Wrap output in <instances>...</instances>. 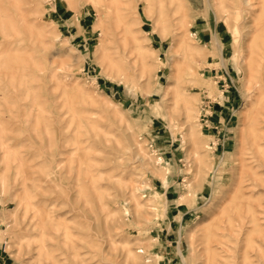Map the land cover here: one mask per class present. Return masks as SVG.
Wrapping results in <instances>:
<instances>
[{"label":"rangeland","instance_id":"rangeland-1","mask_svg":"<svg viewBox=\"0 0 264 264\" xmlns=\"http://www.w3.org/2000/svg\"><path fill=\"white\" fill-rule=\"evenodd\" d=\"M0 52V264H264V0H0Z\"/></svg>","mask_w":264,"mask_h":264},{"label":"bare ground","instance_id":"bare-ground-1","mask_svg":"<svg viewBox=\"0 0 264 264\" xmlns=\"http://www.w3.org/2000/svg\"><path fill=\"white\" fill-rule=\"evenodd\" d=\"M21 16V15H20ZM24 20V19H23ZM10 23V22H9ZM13 23V22H12ZM15 25V24H14ZM11 31V30H10ZM42 32H44V33H41V35H43V37H45V31H43L42 30ZM11 36V35H10ZM16 37V36H15ZM42 37V38H43ZM136 40H137V42L139 41V42H141L139 39H137V37H136ZM8 42V41H7ZM138 42V45L140 44ZM185 42V41H184ZM12 45V44H11ZM144 46L143 45H141V47H140V50H141V52H140V58H141V60H142V64H143V70H142V73H140V74H137L136 75V79L137 80H140L141 78H143L144 76H145V73L146 72H148V71H146V68L148 67V65H147V54H145V50H144V48H143ZM108 50V49H107ZM106 50V51H107ZM105 51V50H104ZM1 53V52H0ZM5 53H3L2 54V56L4 55ZM106 54V55H105ZM117 54H118V52H117ZM190 55H192V53H190ZM106 58H108L109 60H107L108 62H107V64H106V62H105V60H104V58L105 57ZM110 55H108V53H105L104 52V55L103 56H101V57H98V60H99V62L101 63V65L102 66H105L106 68H110V69H115L118 73L120 72V71H122L121 69H120V67L117 65V64H119V61L117 60L116 61V59H114V58H111V56L109 57ZM118 56H119V58L120 57H122L126 62H127V64H129L130 65V61H129V53H128V51H126V50H124V51H122L121 50V52H120V54H118ZM4 57V56H3ZM2 57V59H4ZM6 57V56H5ZM1 59V60H2ZM2 64V63H1ZM0 64V65H1ZM4 67V66H3ZM136 67V66H135ZM2 69V68H1ZM7 72H8V69H7ZM10 76V75H9ZM126 77H128V75H125ZM12 78V77H11ZM5 78H3V80H4ZM5 80H7V78L5 79ZM4 80V81H5ZM13 81V80H12ZM134 81H136V80H134ZM13 84V83H12ZM10 85V84H9ZM67 90V89H66ZM69 91L68 92H70V89H68ZM71 90H73V89H71ZM74 91V90H73ZM72 91V92H73ZM75 92H77L78 93V91H75ZM82 92V91H81ZM17 94V92L15 91V90H13V88L12 89H10L9 87H8V85L7 84H5V83H3V81H2V78H1V76H0V107L1 106H3V102L5 103V102H7L8 103V99L10 98L11 99V96L12 95H16ZM70 94V93H69ZM68 95V94H67ZM165 96H167V93L165 94ZM71 97V96H70ZM75 97H77V96H75ZM74 98V97H73ZM94 98V97H93ZM93 98L91 99V100H93ZM2 100H3V102H2ZM94 102H95V100H93ZM6 104V103H5ZM18 104V103H17ZM189 104H191L190 106H189V108H188V110H190L191 109V107H192V100L190 99V101H189ZM9 106L11 105V104H8ZM7 107V106H6ZM9 109L10 108H12V107H8ZM3 109V108H2ZM8 109V110H9ZM165 109V108H164ZM7 110V111H8ZM13 110V109H12ZM165 111H168L169 112V118L171 119L172 117H171V109L167 106V108L165 109ZM43 112H44V110H43ZM8 113H9V111H8ZM15 114V113H14ZM38 114H39V112H38ZM6 117H1L0 116V144H1V146H3V147H5L6 148V159L5 160H7V164L5 163V165H7V168H8V166L10 165V162L13 160V161H16L18 164H16V165H18V167H20L21 168V171H23V172H25L24 170L25 169H23V166H24V164H25V162H24V160H23V158L19 155L20 154V152L18 151V150H16L15 149V147H14V142H15V140H16V137H8V131H9V133L11 132H15V130H8V129H11V128H7L8 127V125L9 124H7L8 123V121L10 122V123H13L12 121H10L9 119H10V117H8L7 115H5ZM37 116V115H36ZM39 116V115H38ZM43 116V115H42ZM41 117V116H40ZM9 118V119H8ZM42 118V117H41ZM28 121V119L26 118V119H24L23 118V116H22V114L21 113H19V114H17V119H16V121H15V123H13V124H24V123H26ZM40 120H38L37 122H39ZM33 122V121H32ZM35 124V123H34ZM39 124V123H38ZM19 128V127H18ZM15 129H17V128H15ZM18 132V131H17ZM15 134V133H14ZM3 151V150H2ZM1 155V154H0ZM4 154H2V156H3ZM5 156V155H4ZM3 160H4V157H3ZM4 160V161H5ZM56 162V161H55ZM14 165V164H13ZM10 167V166H9ZM17 167V169H19ZM26 168V167H25ZM52 168V167H51ZM23 169V170H22ZM53 169V168H52ZM16 171V170H15ZM55 171L53 170V173H54ZM27 173V172H26ZM25 174V173H24ZM23 174V175H24ZM18 177V176H17ZM23 178H25V175H24V177ZM22 178V179H23ZM27 178V177H26ZM21 181V180H20ZM25 181V180H24ZM23 183V182H22ZM24 185V191H25V195H26V206L27 205H29V206H31V207H35L36 206V204L34 203V201H32V198L30 197V195H29V193H28V187H26V185H25V183L23 184ZM24 202V203H25ZM27 208H28V206H27ZM36 210V209H35ZM41 222V221H40ZM41 223H43V222H41ZM38 225H35L34 224V228L35 229H38V227H37ZM39 227H41L42 228V233L44 234V224H40V226ZM42 237H43V235H42ZM41 237V238H42ZM35 238L36 239H38L36 236H35ZM43 239V238H42ZM44 241H42V243H43ZM38 243H40V242H38ZM40 246H41V244L39 245V249H40ZM42 247V246H41ZM43 247H44V249H45V245H43ZM42 249V248H41ZM43 251V250H42ZM184 261L186 262V259H185V257H184Z\"/></svg>","mask_w":264,"mask_h":264}]
</instances>
